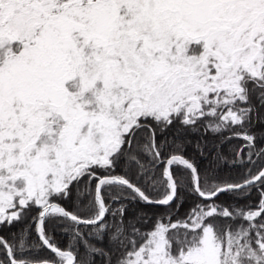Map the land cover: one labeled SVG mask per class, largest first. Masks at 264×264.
<instances>
[{
    "label": "snow or ice",
    "instance_id": "6c2138e0",
    "mask_svg": "<svg viewBox=\"0 0 264 264\" xmlns=\"http://www.w3.org/2000/svg\"><path fill=\"white\" fill-rule=\"evenodd\" d=\"M234 139L245 171L222 174ZM15 225L0 264H264V0H0Z\"/></svg>",
    "mask_w": 264,
    "mask_h": 264
},
{
    "label": "trees",
    "instance_id": "16d2710c",
    "mask_svg": "<svg viewBox=\"0 0 264 264\" xmlns=\"http://www.w3.org/2000/svg\"><path fill=\"white\" fill-rule=\"evenodd\" d=\"M196 139L197 136L195 134L192 135V143L187 145L186 148V154L195 159L197 161V163H199L201 165V167H205L208 163V161L206 159H204L203 157L200 156L199 151L196 147ZM206 139L208 141V146L209 148L212 147L213 144H216V140L213 138V136L211 134H208L206 136ZM241 144L240 140H232L228 143H224L222 145H220V150L224 153L225 157L227 158L225 161H221L220 162V169H221V173L222 174H228V173H232V174H236L239 172H243L245 171V168L242 167L239 163L233 164V160H234V155H233V149L237 148L239 145ZM258 146H259V142H258ZM254 160L256 159L255 157L253 158ZM259 165H257L258 167ZM251 167V166H249ZM256 171V168H253V172ZM227 197L225 196H221L219 199L220 200H225ZM192 198H189L187 202H185V204L183 205V207H181L180 212L183 213L184 210L186 208H188L189 203L191 201ZM248 200L251 202H256L258 200V192L254 189L251 192V195L248 197ZM245 201H241V203H244ZM113 207H117V205H113ZM149 212L151 211H163L162 208L160 209H148ZM129 215H131V211L129 212ZM17 228H19V225H15L13 227H4V228H0V235H3L5 238H9L11 236V234H13ZM50 231H52L50 229ZM52 234L54 235L56 241L58 242V244L62 247V248H66L69 245L74 244L75 242L72 240V233L70 230H66V228H60L57 227L55 228L54 231H52ZM92 244H94L97 248H104L105 251H107V239L105 238V240L103 242L97 241L95 239H92L90 241ZM79 251L81 253L84 252V248L81 246ZM33 255H36L38 257H47L50 255V253L45 249V250H39L36 253H33ZM95 259V264H102V257L99 254H96L94 256Z\"/></svg>",
    "mask_w": 264,
    "mask_h": 264
}]
</instances>
